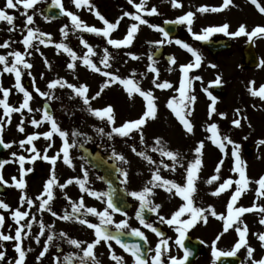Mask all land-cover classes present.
Returning a JSON list of instances; mask_svg holds the SVG:
<instances>
[{
  "label": "rangeland",
  "instance_id": "rangeland-1",
  "mask_svg": "<svg viewBox=\"0 0 264 264\" xmlns=\"http://www.w3.org/2000/svg\"><path fill=\"white\" fill-rule=\"evenodd\" d=\"M49 1L56 0H40L33 8L27 9V14L33 16V23L27 27L45 33L43 37L45 40L44 44H41L39 39H33L32 43L35 47L28 50L32 53L31 55L25 53L22 44L24 36L27 35L25 27L26 16L21 15L25 11L23 4L18 5L17 8L6 10L9 15L14 17L13 25H8L6 21H0V44L8 41V47L0 48V55L7 58L10 66L13 57L9 56L8 53L20 51L21 53H25V60L33 65L31 69H23L22 66H19L22 71L21 84L33 97L29 101V107L32 111L22 109L20 112H14L11 114L9 122V118L4 117L3 108H0V117H3L4 122V129L0 133V139H3L5 143L10 145V147L6 148L3 160L8 161V163L0 169V175L7 181V183H1L7 189V196L5 198L0 197V201L9 205L7 211L0 209V215L5 217L4 225L0 227V232H3L5 235H15L17 225L12 219L11 213L18 208L21 211L29 212V216L24 221H21V224L30 220L32 216L36 217L32 221V228L24 229V233L27 235L22 234L21 244L26 252L25 264L31 263L32 255L31 251L28 250L33 245V234L39 235L40 233L41 222L44 223L45 227L74 223L69 220H61L58 217L62 216L64 208H72V203L78 202L81 197L84 199L85 208L92 207L97 212H100L107 207L105 196L101 199L89 196L86 193H82L79 186L73 183L63 190L58 185L53 186L55 199L51 202V207L57 213V217H53L50 212L38 209L39 201L36 200V197L41 195L45 182L50 178L53 166L48 161L39 158L31 161V157L36 155V153L28 149L34 146L41 156L48 155L51 157L57 154L63 144L59 135L54 134L50 141L45 140L43 135H40L37 140L33 141L32 145H25L24 148L20 147V141L26 139L27 135L42 134L50 130V125L47 122H43L39 126L31 124L32 119H42V102L50 104L54 119L60 129L68 133L66 139L71 145L69 155L73 167H69L63 163V154L61 153L55 165L58 184H65L68 179L72 178L83 179L84 171H86V187L92 191L98 188V192L103 193V188L96 181L95 173L84 163L78 149L81 143H88L90 147H103L109 154L113 155L115 152L117 155H122L125 158L127 162L116 159L123 167L125 173H127V176H125L126 182H130L134 191L138 190V185L134 183V180L137 181V178L141 176L144 178H142V181L145 178L150 181L152 173L157 169H159V174L163 179L183 185L185 183L187 164L195 158L194 148L199 142L203 141L205 147L202 150V167L197 173V190L193 194L194 205L205 209L211 206L218 215L223 214L227 216L226 206L231 194L235 190V184L219 196H212L211 192L215 191L225 179H239L238 173L231 171V168L234 166L231 152L235 144L239 145V155L244 162L246 177L251 183L248 186V190L241 194L234 208L237 206L250 207L253 203L258 207H264V197L258 198L255 193V189L258 188L255 181L260 176H264V144L259 143L261 140H264V100L252 96L248 91L250 82H254L256 90L259 89L260 85L264 84V70L261 67L248 71H245V69L240 70L242 68L234 65L236 63V56L226 57L222 60V53L212 59L200 47L199 41L193 39L187 26L183 24H180L178 34L169 38L172 43L165 42L162 45L155 43L164 39L162 33L147 25H140L132 44L117 49L112 45H108L107 40L102 35L74 29L70 18L65 15L62 21L44 18L41 8ZM89 2L91 8L84 5L77 8L73 0H59L65 11L73 12L88 26L101 29L105 25L97 18L93 10L98 11L105 19L113 23L120 19L126 11L129 13L136 12V9L128 3V0H125L124 4L123 2H119L118 5L109 7L107 11L101 5L100 0H89ZM178 2L181 4V7L173 8L170 0H147L146 7L150 9L155 6L158 14L147 16L141 13V15L150 24L160 27L163 20L175 21L178 17L191 11L194 13L193 32L200 33L203 28L220 26V11L206 13L197 11L202 6L210 8L219 7L221 6L220 0H178ZM4 3L5 0H0V8L3 7ZM134 3H139V0H134ZM134 22L138 23L130 17H123L118 27L110 33V38L122 39L126 35L128 27ZM65 25L68 26L67 37L62 36L60 32V29ZM9 28H12V31H9ZM213 34L218 36L222 33ZM81 38L93 48L95 55L91 56L90 59L98 67L103 69L104 66L100 61L104 56L105 49H107L111 57L109 60L111 68L107 70L118 74L121 78H133L139 81V86L143 90H151L153 92L156 98L157 115L155 119L149 120L143 127V142L140 140L141 133L139 132H134L128 137H120L113 134L110 139L107 133L111 131L112 126L108 125L106 121L91 115L87 111L88 106L84 105L82 99L76 96L71 89L59 86L55 89H48L47 85L50 81L63 79L76 86L81 84L87 86L89 89L87 95L89 97L99 91L100 85L105 78L99 73L92 72L82 63V59L80 58L87 53V49L80 43ZM176 40L189 44L202 57L201 66L194 68L189 73V76L193 77L190 92L197 97L195 103L192 105L193 115L189 118L194 126V131L190 134L183 129V126L179 123L171 109L167 107L168 100L173 97L177 98L178 102L180 94L177 89L179 88L181 76L179 71L180 65L193 61L191 54L177 45L175 43ZM56 43L67 44L76 53L78 57L77 61L73 62L63 50L58 51L55 48ZM158 46H162L165 53L172 55L177 61L176 64H168L163 59L153 58L152 53ZM37 48L39 51L36 50ZM132 56H136L138 59H132ZM149 56L152 57L151 61L149 60ZM45 59L48 61V64H45ZM232 59L234 61H230ZM70 62L75 63L76 67L74 69L67 68V64ZM150 64L158 69L159 81H167L172 84V88H155L152 84L155 74L148 71ZM3 68L4 65L0 64V85L3 88L9 89L7 102L10 106L19 107L20 103L23 102V93L15 88L14 74L3 72ZM170 68L171 71L169 70ZM29 72L31 75L28 74ZM133 73H135V76H133ZM196 76H199L201 79H194ZM218 77L224 89L222 97L215 96L210 90V86L215 83ZM36 88H39L42 92H49L51 98L40 96L36 92ZM208 92L216 98V112L213 113L211 119L208 116V106L211 103L207 94ZM133 97L132 99L128 97L122 85L112 84L103 91L101 96L95 100L90 99V106L93 109H102L107 105L113 106L116 125L119 126L124 121L137 119L144 110L145 102L143 98L136 93L133 94ZM2 98L3 93L0 92V99ZM237 110H239L238 115ZM220 113L224 115L221 116L219 115ZM233 119H240L241 126H234L232 124ZM22 120V126L25 130L23 133L18 130V125H21ZM211 123L217 124L221 137L227 136L233 142V144H228L224 141L225 150L223 153L208 139L212 135L207 130ZM97 129H103V132H97ZM74 132L78 134L73 135ZM157 138H160L166 150L180 154V158L175 164V171L172 170V161L167 157H162L158 151H152L154 147H157ZM48 144H52V147L48 148ZM250 146L253 149L248 152L247 149ZM133 148L137 152H144L146 155L152 157L154 163L149 164L145 159L137 155V152H133ZM13 153L16 155L13 156ZM21 155L25 157L24 168L26 170L32 169V171L26 172L24 176L26 187L23 190L24 194L34 201L31 207L26 203L21 205V190L13 186L12 183L13 177H16L17 180L20 178L18 157ZM113 157L115 158L114 155ZM220 160L224 161L219 173L220 179L214 181L212 184L206 183L212 175L216 174L215 167ZM164 164H167L168 168H165ZM82 168L84 171H82ZM146 186L151 187V184L148 183ZM174 192V189L172 192H168L163 187H156L152 189V194L148 199L153 204L161 205L158 209L159 211L167 209V214H173L171 210L173 212L177 211L185 203ZM62 195H64V198H61ZM66 196L67 199L65 198ZM81 211L84 212V209H81ZM109 213L111 219H113L114 215L111 210H109ZM262 215L264 214L254 211L244 213L238 218V223L242 221L241 227L247 225V245L254 249L251 258L247 256L246 247L239 249L235 254L240 259L239 264H252V260L258 261L264 258V248L261 247L260 241L257 238V234L264 232V225L259 223ZM184 217L189 218L187 213H185ZM93 218L96 223H100L99 217L93 216ZM190 231L203 242L205 247L208 248L209 254L212 255V243L223 231V221L209 215L206 223L198 221ZM238 239L239 237L234 227L230 228L220 240L216 241L217 250L221 252L231 251ZM0 252L4 253V258L0 260V264H15L18 254L15 252L14 240L0 241ZM197 260L199 262L200 259Z\"/></svg>",
  "mask_w": 264,
  "mask_h": 264
},
{
  "label": "snow or ice",
  "instance_id": "snow-or-ice-1",
  "mask_svg": "<svg viewBox=\"0 0 264 264\" xmlns=\"http://www.w3.org/2000/svg\"><path fill=\"white\" fill-rule=\"evenodd\" d=\"M40 0H5V3L2 8H0V21H6L8 25H13L14 17L12 15H9L6 11L7 9H14L17 8L18 5L23 4V7L25 9L24 12L21 13V15L26 16L25 21V27L27 29V35L24 36L22 40V44L25 49V53L27 55H31L32 53L29 52V48L35 47L32 43L33 39H39V42L41 44L45 43V40L43 37L45 36V33L39 32L38 30H34L31 27H27L28 25H31L33 23V16L27 14V9H31L39 3ZM73 3L77 8L81 7L82 5L87 6L91 8V4L89 0H73ZM128 3L132 5L135 9V13H129L124 12L123 16L118 19L116 22H109L103 15H101L98 11H94V14L97 16L99 20L103 22L105 27L103 29L97 28L94 26H88L85 24L77 15H75L71 11H65L63 6L59 3V0H56V4L58 7H60L61 12L63 15L70 18L71 24L74 29H78L83 32L93 33L95 35H102L106 40L108 45H112L113 47L120 49L121 47H127L132 44L135 34L139 30L140 25H147L150 28H154L156 31L162 33L164 39L160 41H156L155 43L157 45H162L165 42L172 43V41L169 39V33L165 31L163 28L152 25L148 22L147 19L141 15L143 13L147 16H152L158 14L157 8L155 6L148 9L146 7L147 0H139V3H134V0H128ZM171 6L173 8L181 7V4L178 2V0H170ZM232 3V0H223V3L219 7H207L202 6L197 9L200 13H206V12H219L222 11L224 8H227ZM251 3L256 6V8L259 10L260 13L264 14V6H261L260 3H258V0H251ZM123 17H130L133 21H136L138 23H132L126 32V35L122 39H113L110 38V33L114 31L119 23L120 20L123 19ZM194 20V13L189 11L186 14L180 16L175 21H171L169 23H175V24H183L187 26V29L189 33L192 35L193 39L198 41H205L207 40L213 33H223L225 35H231V36H241L244 35L248 38L249 41H252L254 37H264V26H256L251 29V31H247L246 27L244 25H240L238 30L235 32H229V25L223 24L221 26H215V27H206L201 30L200 33L193 32L192 30V24ZM67 25L63 26L60 29V32L62 36L67 37ZM9 31H12V28H9ZM50 39V38H49ZM80 43L87 49V53L83 55L82 63L88 67L92 72L99 73L102 75L105 79L101 83L99 91L95 93V95L89 97L87 95L89 89L87 86L81 84L79 86L73 85L71 83L66 82L63 79H54L50 81L47 85L48 89H55L57 86L64 88L67 87L68 89H71L76 96L82 99L83 104L88 106L87 111L103 120L106 121L108 125H111V131L107 133L109 138L111 139L113 134H116L120 137H128L134 132L141 133L140 140L141 142L144 141L143 136V127L146 125V123L151 120L155 119L157 115V105L155 103L156 98L153 95V92L151 90H143L139 86V81L133 79V78H121L118 74L113 73L107 69L111 68V64L109 63V60L111 59L110 54L108 53L107 49H105V53L103 58L101 59L100 63L104 66L103 69L98 67L93 61L90 59L91 56H94L95 53L93 51V48L89 46V44L81 38ZM175 43L179 45L181 48L186 50L188 53L191 54L193 57V61L189 62L187 64L180 65L179 71L181 73L180 80H179V88L177 91L179 92V98L177 102V98L173 97L168 100L167 107L171 109L172 113L175 115L179 123L183 126V129L187 133H193L194 126L192 122L190 121V117L193 115L192 111V105L195 103L197 97L193 94H191V80L193 77L189 76V73L194 68H199L201 66L202 57L200 54L189 44L182 42L180 40H176ZM8 47V41H5L3 44H0V48H6ZM55 48L59 50H63V52L67 53V55L71 58L73 62L77 61L78 57L76 53L68 47L67 44L64 43H56ZM39 51V49H36ZM25 53H21L20 51H12L9 52L8 55L13 57L11 61V65L9 66L8 60L5 56L0 55V64L4 65L3 72L6 73H13L15 76V88L23 93V102L20 103L19 107H12L7 102V98L9 96V89L3 88L2 85H0V92L3 93V98L0 99V108H3L4 117L9 118V122L11 119V114L14 112H20L22 109H28L29 111H32V109L29 107V101L33 98L32 94L26 90L22 84H21V76L22 71L19 66H22L23 69H31L33 67L32 64L27 62L25 60ZM132 59H138L136 56H132ZM149 60H152V57L149 56ZM45 64H48V61L45 59ZM176 59L174 57H169V63L170 64H176ZM261 65H264V60L260 61ZM76 67L75 63H68L67 68L68 69H74ZM213 67H215L213 65ZM171 71V68L169 69ZM148 71L151 73H154V78L152 80V84L157 89H170L172 88V84L159 81V73L158 69L154 67L152 64L148 66ZM31 75V73H28ZM143 75V74H141ZM133 76H135V73H133ZM196 80H200L201 78L199 76L194 77ZM216 84L220 83L219 77L215 81ZM112 84H119L122 85L124 90L127 92V95L130 99L134 98L133 94H139L140 97L143 98L144 103V110L142 111V114L135 120L130 121H124L119 126L116 125L115 120V113L114 108L111 105H107L103 107L102 109H93L90 106V99L95 100L97 97L101 96L103 91L111 86ZM205 91H207L205 89ZM249 93L254 97H259L261 100H264V84L260 85L259 89L256 90L254 87V82H250V86L248 88ZM36 92L39 93L42 97H48L51 98L49 92H42L39 88H36ZM209 99L211 100V103L208 106V116L211 119L213 113L216 112L215 104H216V98L212 96L210 92L207 93ZM39 111V110H38ZM239 114V110H237V115ZM219 115L223 116L224 114L220 113ZM43 122H47L50 125V130L45 131L42 134H31L27 135L26 139L20 141V147L24 148L25 145H32L33 141L37 140L40 135H43L45 140H52L54 134H58L61 140L63 141L62 147L59 149L56 155H53L49 157L48 155L41 156L39 152H37L36 148L33 146L32 148L28 149L29 151L36 153V155L31 157V161H35L37 158L43 159L45 161H48L52 166V172L50 175V178L45 182L43 186V191L41 195L36 197V200L39 201L38 209L40 211H47L50 212L53 217H57V213L52 209L51 202L55 199L54 193H53V186L58 185L61 190L65 189L68 185H71L73 183L77 184L80 188V191L82 193H86L89 196L95 197L97 199H101L105 193H97L95 191L90 190L86 187L87 184V172L84 171V178H72L68 179L65 184H58V181L56 179L55 174V165L57 163V160L60 158L61 153L63 163L69 167H73L72 160L69 155V148L71 145L68 143L66 137L68 135L67 132L60 129L58 126L56 120L52 115L49 114L47 110L43 112V116L41 120L32 119L31 124L33 126H39ZM23 120L21 121V125H18V130L20 132H24V127L22 126ZM232 124L236 127L241 126V120L240 119H233ZM4 129V122L3 117H0V133L3 132ZM208 131L212 133L208 139L211 140L213 144H215L220 152H224L225 150V144L224 141H226L228 144H233V142L227 137H221L218 132V126L216 123H211L208 126ZM97 132L102 133L103 129H97ZM78 133L74 132L73 135H77ZM259 143L264 144V140H261ZM0 145H3L5 148L10 147L8 143H5L3 139H0ZM156 145L157 147H154L152 149L153 152L158 151L162 157H167L170 161L173 162V168L172 170L175 171V164L178 162V159L180 158L179 153H174L173 151L166 150V148L163 146L162 141L160 138L156 139ZM48 148L52 147V144H48ZM205 144L203 141L199 142L195 148V158L193 161H190L187 164V167L185 169L186 176H185V183L183 185L178 184L171 180H166L161 177L159 174V169L154 171L152 173V178L148 182L151 184V187L145 186L141 191H133L130 193L132 197H134L136 200L140 203V210L137 211L136 216L137 219L140 221L142 225H144L146 228L150 229L152 232H154L158 237H161L159 243H157L155 249H154V255L151 256V264H163L162 256L164 252L168 249V240L163 238L164 234L160 232L157 228L153 227L152 224L147 223L143 216L142 211L144 209H148V211L152 213H157L158 209L161 207L159 204H153L148 197L152 194V189L156 187H163L168 192H172L174 189V194L176 196H179L182 198V200L185 202L182 204L177 211H175L171 218L166 219L164 216H158V219L160 222L165 223L169 226H175V231L178 233V239H176L175 243L177 245H180L183 247V240L185 238V235L187 231L192 228L194 225L198 223V221H204L205 223L208 220V216L211 215L212 217H215L218 220L223 221V231L216 237V240L212 243V257H213V264H215V260L219 259L221 256H232L235 255L236 252L241 249L242 247L247 248V256L248 258H251L253 255L254 249H252L250 246L247 245L246 235L248 233V227L247 225H243L241 227L242 221L237 222L238 218L244 214V213H251L254 211H258L261 214H264V207H258L255 203H253L250 207H243V206H237L234 208V205L237 204L238 199L240 198L241 194L248 190V186L251 183L250 180L246 177L244 162L241 160L239 155V145H233L231 156L234 159V166L231 168V171L233 173H238L239 179L233 180L231 178L225 179L222 183L219 184V187L215 189V191L211 192L212 196H219L222 192H225L228 188H230L233 184H235V190L231 194L230 200L227 202V216L220 214L218 215L217 212L209 206L207 209L196 207L194 205L193 200V194L196 192V181L198 179V171L202 167V150L204 149ZM47 151V149H45ZM133 152H137L135 148L132 149ZM16 154L13 153V156ZM115 158L125 161V158L122 155H117L115 152L113 153ZM137 155L145 159L149 164L154 163L152 157L146 155L144 152H137ZM19 165H20V178L17 180L16 177L12 178L13 186H15L17 189L21 190V196H20V202L21 205L27 204L29 207L33 206V199L26 196L23 192V190L26 187V183L24 180V176L26 175V172L32 171V169H25V157L23 155L18 157ZM30 161V162H31ZM8 161L0 162V169L4 167L5 164H7ZM224 161L220 160L216 167H215V173L212 175L206 183L212 184L214 181H217L220 179L219 173L221 171V166L223 165ZM165 168H168L167 164H164ZM183 167V165H181ZM125 176H127V173H123ZM0 183H7V181L4 180L3 176L0 175ZM255 183L258 185V188L255 189L256 196L264 197V176H260ZM42 197H46L43 198ZM67 199V196L65 197ZM72 211L71 213H66L62 217H58L59 219H63L65 221L75 219L78 221L79 224L87 226L89 229L94 230V239L87 243V246L82 249L83 256L80 257V264H85L86 259H90L92 264H100V262L95 258L94 249L97 245H100L101 243L108 245V249L110 252V259L116 262V264H125L124 258L122 256H118L115 253L111 252L112 244L111 241H115L116 244L120 245V247L127 253H129L133 259V264H148L147 259H145V253L141 251V248L139 245H132L129 246L122 242L121 235L119 234H113L107 231L105 227H102L104 225H108L112 223L111 216L109 213V210L111 212H118L121 211L118 207L114 206L111 200L107 201V207L100 212H97L95 208L87 207L85 208L84 199L83 197L80 198L78 202L72 203ZM0 209L8 210L9 205L3 201H0ZM81 209H84V212H81ZM185 213L188 214V219H180L182 216L185 215ZM79 214V215H77ZM93 215L99 217L100 223L94 224L90 223L88 220L81 218L82 216L87 215ZM12 219L15 221V224L17 227L15 228V235H5L3 232H0V241H9L14 240L15 241V252L18 254V258L15 261V264H25V258H26V252L22 248V234L27 235L24 233V229H31L32 228V221L36 219L35 216H32L30 220H27L24 224H21V221H24L26 217L29 216V212L27 211H21L19 208L12 211L11 213ZM5 221V217L3 215H0V227H3ZM259 223L264 225V215L261 216ZM51 225L48 226L49 229H51ZM127 224L125 222H121L117 225V229H123L126 228ZM238 234L239 239L235 242L234 247L231 251L228 252H221L217 250L216 247V241L220 240L221 237L224 235V233H227L230 228H233ZM45 225L43 222L40 223V233L39 235L35 236V240L39 243L40 237L45 235ZM132 235L141 237L142 239L146 240V237L144 236V233L141 232L139 229H133ZM59 236L61 238H64L66 242L69 245H72L76 248H81V245L84 244V241H80L75 238L68 237L66 233L61 232L59 233ZM257 238L260 241V245L262 248H264V232H261L257 234ZM54 237L53 235H48L47 240L44 242L43 250L39 253V256L37 257V260H41L45 256V254L48 251V245L49 242L53 241ZM28 251H31L29 249ZM189 255L191 253L185 249L184 257L182 259L177 257H170V264H185V261L188 259ZM4 258V253L0 252V260ZM65 264H71V257L65 256L64 257ZM252 264H264V258L260 260H252Z\"/></svg>",
  "mask_w": 264,
  "mask_h": 264
},
{
  "label": "flooded vegetation",
  "instance_id": "flooded-vegetation-1",
  "mask_svg": "<svg viewBox=\"0 0 264 264\" xmlns=\"http://www.w3.org/2000/svg\"><path fill=\"white\" fill-rule=\"evenodd\" d=\"M124 1L125 0H100L101 5L104 6V9H106V11L109 7L116 4L118 5L119 2H123L124 4ZM220 2L222 5L223 0H220ZM258 3H260L261 6H264V0H258ZM219 17L220 26L223 24H228L229 32L237 31L240 25H244L247 31H251V29L256 26H264V14L259 12L256 6L251 3V0H232V3L227 8H224L222 11H220ZM210 37H222L228 39L231 42L230 48H225L222 50V60H224L226 57L236 56V63H234V65L242 68L240 70L245 69V71H248L257 69L258 67H261V69L264 70V65L260 64V61L264 60V37H254L252 41H249L248 38L244 35L236 37L225 35L222 33L218 36L212 34V36ZM249 43L252 44L254 53L253 55H251V58L250 56L247 58L245 55V49H247L246 45H248ZM230 61H234V59ZM252 61L256 62L254 66H250L249 64ZM84 145L88 146L92 151L100 152V154L107 161L114 162L116 164V166L119 168V184L121 188L124 189L126 199L129 203V208L125 212H112L114 215V218L111 219L112 223L104 225L102 227H105L110 233L121 235L122 242L129 246L139 245L141 251L146 254L145 259H147L148 264H151V256L155 254L154 249L157 243H159L161 237H158L154 232L142 225L137 219L136 213L138 211L140 203L130 195V193L134 190H132L130 182H126L125 175L123 174L125 173L123 167L119 164V161L113 157L112 154H109L107 151H105V148L99 146L90 147L88 143H81L79 145V148ZM92 171L96 175L97 183L101 185V187L103 188V193H105L106 187L100 179V173L94 170ZM142 178L143 177L139 176L137 178V181L134 180V183L138 185L137 191L142 190L141 188H144L149 182L147 178H145L146 181H142ZM95 191L99 193L98 188H96ZM61 198H64V195H62ZM71 211L72 208H64L62 211V216L66 213H71ZM171 211L172 213H174L176 210L174 212L173 210ZM171 215L172 214H167V209H163L162 211L158 210L157 213L150 212L147 220H145L147 223L152 224L153 227L162 232L164 234L163 238L168 240V249L162 256L163 264H170L169 258L172 256L182 259L184 257L185 249L188 250L189 248L194 251L196 249L195 245L197 244V241L193 240V243L190 241V239L196 238L194 233L190 231L192 228H190L185 235V238L182 242L183 247L175 243L176 239H178V233L175 231V226H169L165 223L160 222V220L158 219V216H164L166 219H169L171 218ZM81 218L88 220L90 223L99 224L96 223L93 216L90 214L87 216H82ZM180 219L188 218L182 216ZM69 221L74 223L60 226L55 225L52 226L51 229L45 227V235L40 237L39 243L35 240V236L37 235L33 234V245L31 247L32 259L30 264H65V256L71 257V264H80L79 258L83 256L82 249L87 246V243L91 242L95 238L94 230L89 229L85 225L79 224L75 219ZM121 222H125L127 224V227L118 230L117 225ZM133 229H139L141 232H143L146 240L142 239L141 237L132 235L131 233ZM61 232L66 233L68 237L84 241L85 243L82 244L81 248L79 249L72 245H69L64 238H61L59 236V233ZM48 235H53L54 239L53 241L49 242L48 251L45 256L41 258V260H37L39 253L43 250V245L47 240ZM197 239L201 243H198V247L196 245L197 251H199L200 253L190 264H213V257L209 254L208 248L205 247V245L199 238ZM110 243L112 244V253H115L118 256H122L124 258L125 264H133V259L129 253L125 252L120 247V245L115 243V241H111ZM94 254L95 258L100 262V264H116L115 261L110 259V252L108 249V245L106 244L101 243L100 245H97L94 249ZM197 259H200L199 262ZM85 264H92V262L90 259H86ZM185 264L189 263L186 262Z\"/></svg>",
  "mask_w": 264,
  "mask_h": 264
},
{
  "label": "water",
  "instance_id": "water-1",
  "mask_svg": "<svg viewBox=\"0 0 264 264\" xmlns=\"http://www.w3.org/2000/svg\"><path fill=\"white\" fill-rule=\"evenodd\" d=\"M43 13L46 17L58 19L62 17L61 9L57 6L56 3H48L43 8ZM176 26L175 23H169V21L163 22V29L169 33V35H174L176 32ZM201 46L205 49H208L211 54L214 56L217 52L221 51L224 47H228L229 43L227 40L217 39V40H205L201 42ZM251 50V47H248L246 50V57H249L253 54ZM162 53V49L158 48L154 53L153 56L155 58H158ZM168 55H165L166 60L169 62ZM249 64L253 65L254 62H250ZM213 90L220 93V86L216 85L213 86ZM43 110H47L50 115H52L51 108L48 103H43L42 105ZM252 147L250 148V150ZM5 151V147L3 145H0V161L2 160V154ZM83 156L85 160L96 170L101 172V179L106 184V197L107 201L111 200L113 205L118 207L123 212L125 209H127L128 203L126 202L125 198V192L120 188V186L117 184V172L118 169L113 163L107 162L105 159H103L98 153H91L88 149L83 148L82 149ZM6 193L5 189L0 185V195L4 196ZM148 214L146 210L144 209L142 211V216H148L145 215ZM197 248V247H195ZM198 253L196 251L192 252L191 255H189V259L192 261ZM217 264H239L240 259L235 256H221L219 259H216Z\"/></svg>",
  "mask_w": 264,
  "mask_h": 264
}]
</instances>
